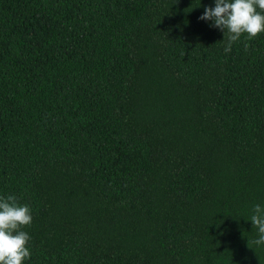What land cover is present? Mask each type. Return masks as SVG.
<instances>
[{"label": "trees", "instance_id": "16d2710c", "mask_svg": "<svg viewBox=\"0 0 264 264\" xmlns=\"http://www.w3.org/2000/svg\"><path fill=\"white\" fill-rule=\"evenodd\" d=\"M215 0H0V197L22 264H264V32ZM259 11V9H257Z\"/></svg>", "mask_w": 264, "mask_h": 264}, {"label": "clouds", "instance_id": "9594fccd", "mask_svg": "<svg viewBox=\"0 0 264 264\" xmlns=\"http://www.w3.org/2000/svg\"><path fill=\"white\" fill-rule=\"evenodd\" d=\"M199 19L212 21V27L223 31L228 53L243 34L251 40L264 32V0H215V7H206ZM250 220L257 229L251 243L264 245V208L256 204ZM31 222L28 205H19L13 195L0 197V264H22L30 258L26 245L31 238L23 228Z\"/></svg>", "mask_w": 264, "mask_h": 264}]
</instances>
